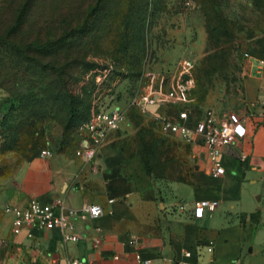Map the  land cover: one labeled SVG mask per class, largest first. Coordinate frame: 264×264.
Instances as JSON below:
<instances>
[{"label":"rangeland","instance_id":"374dc122","mask_svg":"<svg viewBox=\"0 0 264 264\" xmlns=\"http://www.w3.org/2000/svg\"><path fill=\"white\" fill-rule=\"evenodd\" d=\"M248 56L264 58V0H0V192L42 149L82 157L81 126L119 107L109 141L127 173L173 199L200 159L152 115L237 111ZM146 70L158 99L143 112Z\"/></svg>","mask_w":264,"mask_h":264},{"label":"crops","instance_id":"0c3cea01","mask_svg":"<svg viewBox=\"0 0 264 264\" xmlns=\"http://www.w3.org/2000/svg\"><path fill=\"white\" fill-rule=\"evenodd\" d=\"M256 61L249 57L246 104L237 110L247 134L223 150L222 174L209 171L200 136L190 144L199 165L190 181L177 184L169 201L133 180L111 140L90 162L61 152L35 154L0 192V264H61L69 259L137 264L135 253L151 258V264H264V195L259 196L264 188V109L259 104L264 69L258 70ZM201 113L190 112L187 124L192 127ZM54 198L74 209L97 203L103 212L73 218L71 231L34 226L13 230L14 215L6 205L22 208L35 199L50 206ZM199 201L215 206L195 217ZM64 232L77 240L65 241Z\"/></svg>","mask_w":264,"mask_h":264},{"label":"built area","instance_id":"2783aa9c","mask_svg":"<svg viewBox=\"0 0 264 264\" xmlns=\"http://www.w3.org/2000/svg\"><path fill=\"white\" fill-rule=\"evenodd\" d=\"M256 62L257 69L262 71L264 58H257ZM142 82L145 84L138 97L133 100V105L146 112L149 106L156 103L158 92L154 90L155 79L152 72L144 71ZM259 104L264 109V92L259 95ZM188 118L189 113L179 107H175L162 117L152 115V120L158 124L159 131L167 136L177 137L188 144L194 143L196 136H200L210 161L209 171L213 175L222 174L219 158L225 148L234 146L246 136L244 118L235 110L222 114L204 112L195 117L192 127L187 124ZM121 119L122 110L114 107L92 116L81 126L80 149L85 161L90 162L96 157L100 147L109 141V134L118 129ZM39 154L46 157L50 155V151L42 149ZM214 206L215 203L211 201L196 202L194 216L200 217L205 209L210 210ZM4 209L14 215L12 223L14 231L32 226L47 230L58 227L63 231H71L74 227L73 218H95L103 212L102 207L97 203L85 204L79 209H74L65 206L58 198H54L50 206L41 205L37 200L32 199L26 207L6 205ZM77 238L78 236L71 232L63 233L65 241H75ZM99 243L100 239H96L94 244L97 246ZM134 257L137 264L152 263L151 258L143 257L140 253H135ZM61 264H92V262L87 259H69Z\"/></svg>","mask_w":264,"mask_h":264},{"label":"trees","instance_id":"16d2710c","mask_svg":"<svg viewBox=\"0 0 264 264\" xmlns=\"http://www.w3.org/2000/svg\"><path fill=\"white\" fill-rule=\"evenodd\" d=\"M24 12H25V11H24V8L21 7V8L19 9V14L22 16V14H24ZM19 14H18V15H19ZM20 15H19V16H20ZM153 122H154V121H153Z\"/></svg>","mask_w":264,"mask_h":264},{"label":"water","instance_id":"95a60500","mask_svg":"<svg viewBox=\"0 0 264 264\" xmlns=\"http://www.w3.org/2000/svg\"><path fill=\"white\" fill-rule=\"evenodd\" d=\"M261 195H264V188L261 190V194L259 196Z\"/></svg>","mask_w":264,"mask_h":264},{"label":"bare ground","instance_id":"6f19581e","mask_svg":"<svg viewBox=\"0 0 264 264\" xmlns=\"http://www.w3.org/2000/svg\"><path fill=\"white\" fill-rule=\"evenodd\" d=\"M124 121V120H123Z\"/></svg>","mask_w":264,"mask_h":264}]
</instances>
